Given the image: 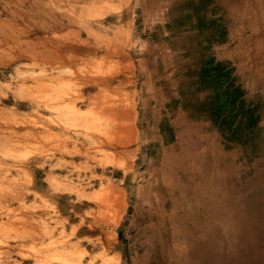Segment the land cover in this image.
<instances>
[{"label":"rangeland","instance_id":"1","mask_svg":"<svg viewBox=\"0 0 264 264\" xmlns=\"http://www.w3.org/2000/svg\"><path fill=\"white\" fill-rule=\"evenodd\" d=\"M255 3L0 0V264H151L141 200L161 170L182 174L176 206L207 219L210 259L244 254L264 210ZM56 103L97 121L67 125Z\"/></svg>","mask_w":264,"mask_h":264},{"label":"bare ground","instance_id":"2","mask_svg":"<svg viewBox=\"0 0 264 264\" xmlns=\"http://www.w3.org/2000/svg\"><path fill=\"white\" fill-rule=\"evenodd\" d=\"M223 1V0H219ZM227 6L228 1L231 3L240 4V0H224ZM217 2V1H216ZM255 5L262 10L264 8V2L255 0ZM170 6V5H169ZM218 7V6H217ZM213 9V8H212ZM217 9V8H216ZM224 9V8H223ZM189 11V10H188ZM191 11V10H190ZM199 11V10H198ZM201 11V10H200ZM217 12V11H216ZM225 12V11H224ZM221 11V13H224ZM189 13V12H188ZM198 15V14H197ZM217 16V15H216ZM225 16V14H224ZM202 18V17H200ZM219 18V17H218ZM222 19V18H221ZM224 19V18H223ZM174 20V19H173ZM202 20V19H201ZM217 20V19H216ZM228 20V19H227ZM193 21V19H192ZM200 21V20H199ZM230 22V21H229ZM197 23V22H196ZM200 23V22H199ZM205 22H203L204 24ZM224 23V22H223ZM232 23V22H231ZM190 26V25H189ZM200 26V25H199ZM211 26V25H210ZM193 27V26H192ZM203 28V27H200ZM199 28V29H200ZM205 29V28H204ZM194 30V29H193ZM210 30V29H209ZM200 31V30H199ZM207 34V32H206ZM212 34V33H211ZM215 35V33H214ZM227 35V34H226ZM175 36V35H174ZM213 36V35H212ZM189 38V37H188ZM208 38V37H207ZM224 38V37H223ZM226 39V38H225ZM234 39V38H233ZM232 40V39H231ZM187 41V40H186ZM227 42V41H226ZM180 44V42H179ZM198 44V43H197ZM215 44V43H214ZM189 45V44H187ZM206 45V44H205ZM208 45V44H207ZM175 46V45H174ZM187 47V46H186ZM202 47V46H201ZM218 47V46H217ZM226 48V46H224ZM174 48V47H173ZM191 48V47H190ZM197 48V47H196ZM173 50V49H172ZM190 50V49H189ZM197 50V49H196ZM193 51V49H192ZM206 51V50H205ZM217 51V50H216ZM201 52V51H199ZM193 53V52H192ZM198 53V52H197ZM199 54V53H198ZM223 54V53H222ZM221 54V55H222ZM202 55V54H201ZM204 56V55H203ZM183 57V56H182ZM190 57V56H189ZM194 57V56H192ZM215 57V56H214ZM184 58V57H183ZM203 58V57H202ZM207 58V57H206ZM186 60V59H185ZM216 60V59H215ZM214 62V61H213ZM224 62V61H223ZM185 63V62H183ZM229 63V62H228ZM181 65V64H180ZM201 66V65H200ZM199 67V66H198ZM205 67V66H204ZM203 67V69H204ZM228 67V65H227ZM229 68V67H228ZM190 69V68H189ZM231 69V68H230ZM229 69V70H230ZM236 69V68H235ZM198 70V69H197ZM202 71V70H201ZM221 71V70H220ZM179 72V71H178ZM200 72V71H199ZM214 72V71H213ZM204 73V72H203ZM192 74V73H191ZM214 74V73H213ZM237 75V74H236ZM191 76V75H190ZM246 77V76H245ZM198 78V77H197ZM213 78V77H212ZM223 78V76H222ZM221 78V79H222ZM235 78V77H234ZM215 80V79H214ZM194 81V80H193ZM209 81V80H208ZM211 81V79H210ZM218 81V80H217ZM48 82V81H47ZM192 82V81H191ZM241 82V81H240ZM243 82V81H242ZM54 83V82H53ZM198 83V82H197ZM216 84V83H215ZM224 84V83H223ZM225 85V84H224ZM222 86V85H221ZM231 86V85H230ZM180 87V86H179ZM201 87V86H200ZM55 88V87H54ZM61 88V87H60ZM187 88V87H186ZM224 88V87H222ZM228 88V87H227ZM188 89V88H187ZM241 89V88H240ZM208 90V89H207ZM216 90V89H215ZM197 91V90H196ZM56 92V91H55ZM63 91H61L62 93ZM223 92V91H221ZM225 92V91H224ZM194 93V92H193ZM220 94V93H219ZM182 95V93H181ZM190 95V94H189ZM221 95V94H220ZM224 95V94H223ZM261 95V94H260ZM231 97V96H229ZM254 97V96H253ZM218 98V97H217ZM223 98V97H222ZM232 98V97H231ZM255 98V97H254ZM264 98V97H263ZM210 99V98H209ZM236 99V98H235ZM51 100V99H50ZM54 100V99H53ZM179 101V100H177ZM237 101V100H236ZM56 102V101H55ZM208 103V102H207ZM212 104V103H211ZM235 104V103H234ZM264 104V103H263ZM192 105V104H191ZM209 106V105H208ZM52 110L62 112L63 109L66 112L63 114L66 118L62 120L66 124L78 125L76 122L79 118L83 119L92 116L90 111L84 113L71 103L65 105H59L58 103L50 106ZM205 107V106H204ZM216 107V106H215ZM219 107V106H218ZM78 108V107H77ZM182 109V108H181ZM219 109V108H218ZM221 109V108H220ZM219 109V110H220ZM235 110V109H234ZM237 110V109H236ZM172 111V110H171ZM239 111V110H238ZM94 113V112H93ZM208 113V112H207ZM219 113V112H218ZM88 115L87 117H85ZM183 115V114H182ZM60 116V115H59ZM58 116V117H59ZM63 116V117H64ZM204 116V115H203ZM202 116V117H203ZM244 116V115H243ZM258 116V115H257ZM93 117V116H92ZM264 117V116H263ZM57 117H51L53 122L57 123ZM100 118V117H99ZM187 118V117H186ZM101 119V118H100ZM99 119V120H100ZM172 119V118H171ZM185 119V117H184ZM188 119V118H187ZM90 120V121H89ZM84 122L86 128L93 127V121L96 122V117L90 118ZM93 120V121H92ZM191 120V119H190ZM232 120V119H231ZM257 120V119H256ZM184 121V120H183ZM238 121V120H237ZM192 123V122H191ZM197 123V122H196ZM256 123V122H255ZM67 124V125H69ZM224 124V122H223ZM231 124V123H230ZM264 125V124H263ZM221 126V125H220ZM226 126V125H224ZM259 126V125H258ZM78 127V126H77ZM80 125L79 128H81ZM100 127V126H99ZM256 127V126H255ZM71 128V127H70ZM240 129V128H239ZM257 129V128H256ZM94 130V129H93ZM97 130V129H96ZM100 131V130H98ZM252 133V132H251ZM234 134V133H233ZM223 135V134H222ZM227 135V134H226ZM230 138V137H229ZM258 138V137H257ZM252 139V138H251ZM253 140V139H252ZM232 141V140H231ZM251 142V141H250ZM253 143V142H252ZM258 148V147H257ZM264 148V147H263ZM262 148V149H263ZM261 152V151H260ZM264 152V151H263ZM25 153V152H24ZM260 154V153H259ZM245 155V154H244ZM114 157V156H113ZM237 164V163H236ZM254 166V165H253ZM261 166V165H260ZM255 168V167H254ZM260 169V168H259ZM255 170V169H254ZM257 171V169H256ZM253 172V171H252ZM257 175V174H256ZM252 177V176H251ZM182 174L179 171L166 172L165 170L159 171V176L147 189V193L141 200V206H150L149 212L143 217V220H147L150 223L141 228L140 234L143 237L142 243L139 245L138 250L145 252L149 256V262L151 264H163L164 261H168L169 264H264V210L258 211V230L257 239L253 241L251 245L246 246V251L242 255H236L228 260L221 259L219 262L210 259L209 251L207 250V237L209 235V224L207 219L203 223L197 224L190 215L189 210L181 209L176 206L178 197L173 191V184L180 182ZM167 182H165V181ZM264 183V182H263ZM183 184V183H181ZM201 184V183H200ZM259 184V183H258ZM182 191V190H181ZM263 191V190H262ZM135 194V200L139 198L137 191ZM180 193H183L180 192ZM122 194V193H120ZM125 195V193H124ZM253 198V197H252ZM134 199V198H133ZM99 202V201H98ZM263 206V205H262ZM141 218V217H140ZM136 220V219H135ZM45 228V227H44ZM48 229V227H46ZM50 232V231H49ZM200 233L202 239L196 236V233ZM53 241V240H52ZM49 243V242H48ZM50 244V243H49ZM77 245V244H76ZM56 248V247H55ZM36 249V248H35ZM62 249V248H61ZM55 250V249H54ZM70 250V249H69ZM48 251V250H47ZM71 251V250H70ZM76 251V250H75ZM38 252V251H37ZM53 252V251H52ZM55 253L53 256L59 259L62 264H77L71 261V253ZM73 253V251H72ZM102 254V253H101ZM40 255V254H39ZM45 257H47L45 255ZM118 256H112L110 259H105L104 264H119ZM92 263V262H91ZM38 264V263H37ZM42 264V263H41Z\"/></svg>","mask_w":264,"mask_h":264},{"label":"crops","instance_id":"3","mask_svg":"<svg viewBox=\"0 0 264 264\" xmlns=\"http://www.w3.org/2000/svg\"><path fill=\"white\" fill-rule=\"evenodd\" d=\"M233 4H236V3H230L229 1H228V3H227V7H229L230 5L232 6ZM260 10V9H259ZM264 10V8L262 9V11ZM141 60H142V62H144V59L143 58H141ZM55 131H58L56 128H55ZM71 147H73L74 146V144H72V145H70ZM49 164L47 165V167H46V169L47 170H45V171H48V169H49ZM45 173V172H44Z\"/></svg>","mask_w":264,"mask_h":264}]
</instances>
